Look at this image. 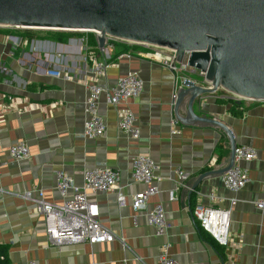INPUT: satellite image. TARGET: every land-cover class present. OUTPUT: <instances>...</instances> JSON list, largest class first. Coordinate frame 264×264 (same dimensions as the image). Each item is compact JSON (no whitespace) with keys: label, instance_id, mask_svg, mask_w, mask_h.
<instances>
[{"label":"crops","instance_id":"0c3cea01","mask_svg":"<svg viewBox=\"0 0 264 264\" xmlns=\"http://www.w3.org/2000/svg\"><path fill=\"white\" fill-rule=\"evenodd\" d=\"M117 51L115 47L109 50L106 76L99 84L109 88L110 94L117 77L139 72L143 89L128 102L140 130L135 141L118 129L117 107L109 103L106 92L98 105L104 134L80 137L86 119V89L79 81L89 77L91 69L76 38L0 34V246L7 247V264L30 260L36 264H115L122 260L160 264L163 251L181 264H264V213L254 204L264 199V105L234 100L224 90L195 101L197 115L227 124L236 146L253 147L257 158L241 162L249 180L238 192L224 186L221 174L201 179L189 193L199 175L224 167L229 158V142L220 129L198 122L183 124L174 116L173 95L183 77L200 85L202 78L186 71L177 75L140 49L122 52L131 53V58H119L120 53L112 59ZM97 56L104 58L98 51ZM232 102L237 106L235 112ZM185 103L180 107L182 116ZM172 128L177 132L171 133ZM15 142L27 145L25 159H10L7 149ZM137 154L149 156L158 165L159 192L149 198L148 206L164 208L166 227L160 233L148 222L146 211L136 212L130 205L132 195L143 189L130 175V161ZM101 165L119 172L125 204L118 205L116 190L88 192V198L97 203L99 218L115 240L51 244L43 216L33 211V204L22 194L37 187L44 200L61 203L57 171L67 172L81 186L82 173ZM177 169L188 174L186 181H179ZM170 191H174L172 200ZM231 199L236 204L229 217L228 242L221 246L200 227L193 211L197 204L227 208Z\"/></svg>","mask_w":264,"mask_h":264},{"label":"water","instance_id":"95a60500","mask_svg":"<svg viewBox=\"0 0 264 264\" xmlns=\"http://www.w3.org/2000/svg\"><path fill=\"white\" fill-rule=\"evenodd\" d=\"M0 27L97 31L100 48L106 35L162 47L175 53L176 62L185 58L202 72L205 85L183 79L174 116L183 124L220 129L229 142V158L224 167L199 175L189 193L201 179L226 172L236 147L230 127L197 115L195 101L218 90L264 99V0H0Z\"/></svg>","mask_w":264,"mask_h":264},{"label":"built area","instance_id":"2783aa9c","mask_svg":"<svg viewBox=\"0 0 264 264\" xmlns=\"http://www.w3.org/2000/svg\"><path fill=\"white\" fill-rule=\"evenodd\" d=\"M12 30H25L22 27H0ZM38 31H54L79 35L78 42L86 52V58L90 64L91 74L84 79L81 84L86 89V97L84 100V111L86 119L83 125V131L80 137L96 138L104 134L105 124L103 117L99 113V97L103 92L107 93L108 101L117 107V126L118 129L130 140H137L140 130L137 125L135 114L129 109L128 102L139 96L143 89V80L137 70L128 71L127 73L117 77L115 85L109 88L99 84L106 76V68L108 67V52L114 48L116 43L128 45L130 47H138V50L146 51L145 55L163 65L166 69L175 74L183 72H192L202 78V85H205L204 74L188 66L184 58L180 62H176L174 52L172 50L157 47L149 44L133 43L116 37L106 35L105 44L102 48L98 46L97 38L99 32L87 30H53V29H28ZM94 36L96 46L94 48L88 45L87 34ZM97 51L103 55V59H99ZM119 58H131V53H122ZM174 57V59H173ZM173 60V61H172ZM172 62V65H171ZM52 73L53 71H48ZM59 76L60 73L56 72ZM190 77H183V79ZM194 80V79H192ZM196 83L197 81L194 80ZM198 84V83H197ZM228 93V92H227ZM230 94V93H229ZM234 100H246L232 95ZM175 100V93L173 95ZM264 105L262 100H249ZM177 120V119H176ZM177 131L172 128L171 133ZM11 160L19 161L28 156V148L24 142H15L9 145L7 149ZM257 158V151L250 146H236L233 155V165L221 175L224 186L232 191L238 192L248 182V174L246 169L241 166L243 161H251ZM131 178L133 181L141 183L143 189L134 193L130 200V205L136 212L146 211L148 222L153 225L160 233L166 227L165 211L161 204L148 206L149 198L159 192V182L161 177L158 175L157 163L147 155L137 154L132 157ZM1 174V173H0ZM83 182L81 186L74 183L73 178L67 172L60 170L55 173L56 189L62 197L61 203L47 202L43 198L42 189L33 187L22 194V198L33 204V211L43 216L45 225V235L53 245L89 243L102 244L112 243L115 236L110 228L105 226L99 218V210L96 202L88 198V192H107L117 191V202L119 206L125 204L124 196L119 189L118 182L120 179L119 172L108 165L96 166L86 169L83 173ZM176 174L180 182L188 179V174L177 169ZM2 192V190L0 189ZM174 198V191L169 192V199ZM236 204L235 199L230 200L227 208L205 206L197 204L194 208V216L199 222L200 227L206 231L221 246L228 242L229 217ZM255 207L264 213V199L255 201ZM123 244V242H122ZM160 264H181L175 258L168 256L163 251L159 256ZM26 264H36L34 261H28ZM115 264H127L126 260Z\"/></svg>","mask_w":264,"mask_h":264},{"label":"trees","instance_id":"16d2710c","mask_svg":"<svg viewBox=\"0 0 264 264\" xmlns=\"http://www.w3.org/2000/svg\"><path fill=\"white\" fill-rule=\"evenodd\" d=\"M37 31H33V30H21L19 32V30H12V29H8V28H0V34H11V35H17L20 37H26V38H44V37H52V38H63V37H68V35H71V33H64V32H54V31H45L46 33H49L45 36H39L37 37V35L34 33ZM88 37V45L92 48H94L96 46V42L94 39L93 34L88 33L87 34ZM114 47L116 49H118V51L115 53V55L112 57V59H114L118 54L124 52L126 49H133V50H137L138 47H130L128 45L125 44H121V43H116L114 45ZM233 106L231 108L232 111H236L237 110V106L235 105V102H232ZM239 112V111H237ZM8 263V259H7V247L6 246H0V264H7Z\"/></svg>","mask_w":264,"mask_h":264},{"label":"rangeland","instance_id":"374dc122","mask_svg":"<svg viewBox=\"0 0 264 264\" xmlns=\"http://www.w3.org/2000/svg\"><path fill=\"white\" fill-rule=\"evenodd\" d=\"M20 31L21 30H19V32ZM33 31H37V32H34L37 35V37H39V36H45V35L49 34V33H46L45 31H38V30H33ZM78 36L79 35H77V34L68 35V37H73V38H78ZM18 37H20V36H18Z\"/></svg>","mask_w":264,"mask_h":264}]
</instances>
